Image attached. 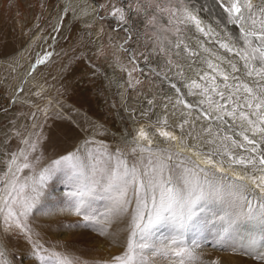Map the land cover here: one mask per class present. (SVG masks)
I'll list each match as a JSON object with an SVG mask.
<instances>
[{
    "label": "snow or ice",
    "instance_id": "6c2138e0",
    "mask_svg": "<svg viewBox=\"0 0 264 264\" xmlns=\"http://www.w3.org/2000/svg\"><path fill=\"white\" fill-rule=\"evenodd\" d=\"M189 3L191 0H176L175 5L172 0L166 4L145 0L140 4L137 0L135 12L146 15L153 28L157 13L167 12L169 24L174 18L194 26L206 37L220 33L211 24L205 29L199 14L219 13L216 26L223 25L224 30L217 40L219 48L234 54L242 63L238 66L225 57L228 71L221 68L224 60L219 55L216 60L220 64L204 58L202 63L215 75L196 70L198 79L191 78L183 84L189 90L184 95L204 98L199 104H207V109L196 119H211L217 125L215 132L211 123L200 132L202 142L215 147L201 151L198 145L186 143L191 135L184 133L188 120L176 125L181 129V134L176 135L165 117L142 126L134 137L125 136L126 148L115 152L105 147L90 149L86 145L91 141H85L76 151L52 160L38 171V157L29 160L23 151L12 155L0 175V218L6 228L14 226L32 243L35 264H79L69 254L45 249L33 241L31 229L22 219L36 206L46 182L56 173H62L72 185L70 210L82 217L83 227L105 235L113 218L127 217L125 250L113 257L112 264H156L157 258L168 264H193L195 258L185 244L186 234L201 231L210 223L218 226L220 241L264 264V0H205L199 8L188 7ZM126 7L133 6L129 3ZM111 15L123 24L131 20L125 15V7L113 5ZM229 24L238 31L229 29ZM182 43L180 38L169 40L160 50L181 49ZM183 53L199 56L187 44L175 55L183 58ZM217 77L222 79L221 84H217ZM170 86L177 93L176 104L188 109L196 107L185 101L175 83ZM162 144L191 151L204 166ZM30 147L35 151V144ZM25 169L33 174L21 180L19 173ZM229 170L232 176L227 174ZM97 199L107 202V211L100 214L102 219L92 214V201ZM164 229L169 235L160 239ZM0 264H7L3 252Z\"/></svg>",
    "mask_w": 264,
    "mask_h": 264
},
{
    "label": "rangeland",
    "instance_id": "374dc122",
    "mask_svg": "<svg viewBox=\"0 0 264 264\" xmlns=\"http://www.w3.org/2000/svg\"><path fill=\"white\" fill-rule=\"evenodd\" d=\"M155 2L166 4L168 0H153ZM204 2L191 0L188 7L199 8ZM129 3L133 6L131 9L126 7ZM136 3L137 0H85L92 14L87 19H79L73 15V7L66 5L65 0H0V175L6 170L12 155H19L21 151L29 160L39 158L35 164L37 169L56 142L55 130L51 129V124L56 121L50 120V125L44 128L41 117L58 111L63 102L73 106L70 97L77 99L86 94L87 85L89 91L100 98L97 109L105 107L107 116L115 125L119 114L124 133L130 137L147 125L137 120V112L146 109H154L162 115L168 113L172 117V130L180 135L178 132L181 133V129L176 125L183 121H172V109L179 110L178 104L156 83L158 77L170 78L185 94L189 90L183 84L191 78L198 79L196 70L215 75L202 63L204 58L220 64L216 60V55H219L224 60L221 68L228 71L230 68L225 57L238 66L242 63L234 54L229 55L219 48L217 40L224 35V30L223 25L216 26L218 12L199 14L205 29L211 24L220 33V36L206 37L194 26L178 23L174 18L169 24L167 12L157 13L153 28L146 15H137ZM139 3L144 4L145 0H139ZM172 3L175 5L176 0ZM113 5L125 7L126 17L131 16L127 24L111 15ZM228 28L238 31L231 24ZM177 38L183 41L181 49L187 44L189 49L199 52V56L189 57L183 53V58L177 57L175 52L181 49L161 52V46H167L169 40L176 41ZM205 48L210 51H203ZM44 55L47 56L42 59ZM30 70V76L25 78ZM181 70L183 75H180ZM20 78H25L24 82ZM216 82L221 84L222 79L217 77ZM71 85L73 88L65 92L69 95L61 96L64 88ZM186 97L193 105L204 99L200 95ZM198 106L207 109V104ZM181 117L189 122L184 125V133H191L187 136V143L198 145L201 151L215 147L202 142L200 132L206 124H193L196 116L189 118L184 114ZM32 144L36 145L35 151L30 147ZM161 146L196 160L181 151L178 145L174 148L166 144ZM118 148L125 149V143L119 144ZM198 158L200 160L196 161L203 167L201 158ZM32 174L28 169L19 173L21 180ZM227 174L233 175L231 170ZM43 190L45 196L37 202L30 216L22 218L31 229L33 241H38L45 249L65 252L78 259L79 264H112L113 257L124 252L129 235L126 216L113 218L107 226V233L100 235L91 227H83L82 217L70 210L72 200L69 194L74 189L64 175L53 177ZM106 204L102 199L92 201V214L102 219L100 214L107 211ZM55 223L57 225L51 228V224ZM217 227L210 223L201 231L186 234L185 244L193 250L195 258L193 264H259L243 250L234 251L220 241ZM162 233L160 239L169 235L166 229ZM32 247L24 233L14 226L6 228L0 218V252H3L7 264H35ZM156 264L168 262L157 258Z\"/></svg>",
    "mask_w": 264,
    "mask_h": 264
},
{
    "label": "bare ground",
    "instance_id": "6f19581e",
    "mask_svg": "<svg viewBox=\"0 0 264 264\" xmlns=\"http://www.w3.org/2000/svg\"><path fill=\"white\" fill-rule=\"evenodd\" d=\"M65 2L66 5L73 7V15L76 18L87 19L92 14L85 5V0H65ZM46 56L47 55H44L42 59H45ZM142 69L147 70V68L143 67ZM30 73L31 70L29 74L28 72L25 74V78H28L30 76ZM25 78L21 79L22 82H24ZM156 83L165 90V93L168 97H171L173 101H176L177 93L175 89H172L170 86V84L173 83L170 78H166L165 76L158 77ZM69 87L64 88L61 96L64 95L65 92H69L68 90H71L73 88V85ZM85 87L86 94L80 96L77 99L70 97V99L73 100V106L63 102L61 108L58 111H51L45 116L41 117V123L44 128L50 125V120L54 119L56 121L54 124H51V129H54L56 133V142L52 145L53 147L50 153H47V155L43 157V160L36 169L37 171L43 167H47L52 160L59 159L60 157L67 155L70 152L76 151L77 148L85 144V141H91L90 144L86 145L90 149L105 147L109 152H115L119 147V144L124 143L125 136L131 138L128 134L124 133L123 122L122 119H120L119 114H117V125H115L111 117L107 116L108 111L105 107H102L101 110L97 109L96 106L99 103L100 98L94 96L89 91V85ZM177 87L179 86L177 85ZM68 95L69 94H65V97ZM181 95H183V98L186 102H189L188 98L186 97V95H184V92L182 90ZM198 105H196V107L193 109H188L184 108L183 105L178 104L177 107H179V110L172 109V121H184L185 119L181 117L184 114H186L189 118L191 116L197 117V115H199L200 112L204 110ZM137 113L139 114L137 120L142 124H148L150 121H156L158 118L165 117L168 119L169 124L171 123L172 117H169L168 113H166V115L165 113H163L164 115H162V113L155 112L154 109H146L144 110V112L138 111ZM145 113H147V115H145ZM208 123L212 124V128H214L213 130L215 131L217 125L211 119L204 120L203 118H201L200 120L196 119L193 121V124H198L200 126H203L204 124L208 125ZM178 133L181 134L180 132ZM229 134L231 135V133ZM233 138L238 139L237 137ZM187 153L189 155H192L191 151H188ZM192 157H194L196 160H200L196 156L192 155ZM128 158L131 160V155H129ZM59 175L63 176L62 173H56L49 180L52 181L53 177H57ZM49 180L46 182V185L49 183ZM44 192L45 191L42 190V194L40 195L39 200H41L45 196ZM56 225L57 223L53 225L51 224V228H54Z\"/></svg>",
    "mask_w": 264,
    "mask_h": 264
},
{
    "label": "water",
    "instance_id": "95a60500",
    "mask_svg": "<svg viewBox=\"0 0 264 264\" xmlns=\"http://www.w3.org/2000/svg\"><path fill=\"white\" fill-rule=\"evenodd\" d=\"M99 8V6H97ZM105 18H110V17H105Z\"/></svg>",
    "mask_w": 264,
    "mask_h": 264
}]
</instances>
